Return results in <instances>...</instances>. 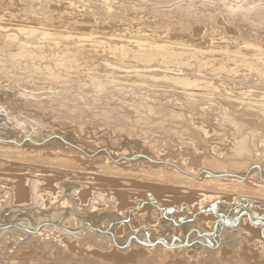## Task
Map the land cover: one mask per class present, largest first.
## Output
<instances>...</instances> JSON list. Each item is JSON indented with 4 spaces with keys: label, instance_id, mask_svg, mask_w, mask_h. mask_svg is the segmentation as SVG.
<instances>
[{
    "label": "rangeland",
    "instance_id": "1",
    "mask_svg": "<svg viewBox=\"0 0 264 264\" xmlns=\"http://www.w3.org/2000/svg\"><path fill=\"white\" fill-rule=\"evenodd\" d=\"M8 1H9V3H11L10 5H8V2H5L6 4H4V3L0 4V26H9V25H17L18 24V26L23 27V28L25 27L27 29H29V28L31 29L33 27L32 29L33 30L35 29L34 30L35 32L34 31H31L28 34L29 35L32 34V37H34V39H36V37H38L39 39L37 38L36 40H34L29 35L27 37L25 36L26 39L25 38L24 39L25 40H29V37H30L32 40L35 41L34 43H36V46H37V42L38 41H40V42L42 41L41 44L38 43V45L40 44V46H41L43 43H45L46 45H42L41 47L43 49L41 48L39 50V52L36 53V55L39 54V53L42 55L44 53V55H43L44 56V59H43V56L42 57H38V55L36 56V55H34L32 53H31L32 56L30 57V55H31L30 53L29 54L27 53L25 55L24 54L25 52H20V51H18V50L15 49V51L20 52V54L22 53L25 58L26 57L28 58V59L26 58L27 59V62H26V60L24 59V57L22 55H19L18 56V58L22 57L21 58L22 61L25 60V61H23V63L26 62L24 64L22 63V61H20L21 64L18 63V60H21V59H18L17 58L18 59L17 61H14V60H16V58L15 59L13 58L14 60L12 58L10 59V56H11L10 54H12V52H14V51H12L13 50L12 48H10L9 46H7L5 44H4L5 46H3V45L1 46L0 52H2V53H0V57L2 56V58H0V65H2L1 63H3L2 66H4V67H2V66H0V67H2L4 69L1 68L2 72H0V99H1L0 100V112H1L0 113V131L6 133V136H3L2 135L4 138L5 137H8V136L10 138H12V133L14 131H16V132H14L16 135L19 134V136H18L19 138L21 136L22 137L24 136V138H23L24 141L22 140V143L19 144V143L13 142L16 145H21V144L27 142V143H30V144L35 145V146L47 147L49 144L52 143V141L58 140V141H61L62 143L64 142V144H66L67 146L71 147L72 149H74V150L76 149V152L78 153L77 155L71 154V153H70L71 155L68 154L73 159H71L68 156H65V158L71 159L72 162L75 161L74 162L75 164L76 163L79 164L78 167H80V168H77L76 169L78 171H76L75 169H73V171H72L71 169H67V168H65V169H63V168H56V170H49V171H54L55 174L63 175L68 170L67 173H69V172H77L79 174L80 178H85V177H91V178H93V177H95L94 178V183H93L95 186H94V189L93 190L95 192H97V191L99 192L102 189L101 190L102 193H106V194L109 193L110 194V193H112L114 191L115 187L113 186L112 187L113 189L111 188L112 185H110L107 182V180H105L106 178H103L104 175H103L102 171L100 170L102 163L105 164V161H107L106 158H104L105 157L104 155H105V152L106 151H111L113 149L112 151H114V153H118V154H121L124 151L126 152L127 155L128 154L130 155L131 153H133V155L132 156L130 155L129 158H123V157H121L118 160H116L115 163L116 162L119 163L118 165H119V168L120 169L122 168L125 171H127V170L129 171L130 170V172L132 171L131 173L134 172L133 173L134 175H135V173H138L139 171H141V174L143 173V171L144 172H147V173L148 172H152L153 170L157 169L158 167H161V165H162V167L163 166H166V167H168L167 169H170L169 167L172 166V165L170 166V163L172 161H173L172 163H175L177 160L178 161H181V159H184L186 156L184 157L183 152L186 151V149H189L190 148V146H188V144H189L188 141H185V142L181 143L180 145L174 146V145H176V143L173 142L174 141V139H173L174 137L172 136V133H167V128H168V125L169 124L166 123L167 122L166 120H164V122H162L164 124L162 130H157V128H158L157 126H156V128H154L153 125H150L152 123L151 121L150 122L149 121L148 122L145 121V120H148V119H147V116L143 114L144 111H146V110H144L145 107L143 108L142 106H146V104H148V106H149L150 104H152V105H150L151 108H152V107L155 106V101L157 99H158L157 101L160 102V103H157L156 106L153 108V109H156V111L154 110L155 113L161 111L160 104L162 105V108L163 109H169L170 110V108L172 106H174V104L176 103V101H178L177 103H180L181 104L182 100H184V103L183 102L182 103L185 104V105L179 106V104L176 103L177 108L174 107V108H171V110L172 109L173 110H176V111H179L180 110V118L181 119H184V120L187 119L188 121L194 123L197 126H199L201 122L202 123L203 122H207L208 125L206 123H204V124L208 127L207 129L210 130V134L212 136H215V137L219 138V139L222 138L224 140V142L226 141V139H225L226 137H229V138L231 137V134H235L237 137H241L239 134H237L234 131V126L236 124L247 125L248 122L250 120H252V119H256V118H262V119H264V108H261L260 111H258V110H249V109H245V108H241V107H234V108L224 107V108H222L220 110H216L215 106H212V105H210L209 107L206 104H198V103H190V105H189L188 104L189 102H188L187 98L185 100V97L186 96L184 97L180 93H179L180 94L179 95L178 94V91L177 92L175 91V94H174L173 93L174 91L171 90V89H174V88L171 85L166 84V83H170V84L171 83H174L173 80H170V75L169 74L168 75H165L164 73H161L160 74L159 72L155 71V69L152 68V67H149L150 69L152 68L151 69L152 71L148 70V67H146V68L144 67L147 71L146 70H142L143 67L140 66L142 69L140 67H138V68L137 67H134V66L132 67V65H130L129 63H128V65L130 67L128 66V70H126V71L124 69L125 66L122 67L124 64L122 66H120V67H122L124 69V71L126 73V74H123L122 73V77L119 78V80L120 79H123L122 81H120L121 82L120 85H118L119 84L118 82H116L117 84L116 83L113 84V85L110 84L114 88L113 89L111 86H109V84L105 83V85L107 84L110 87L111 90L113 89V91L116 90L115 87H118L119 86L117 88L118 91L116 90L117 93L115 91L114 92L111 91L110 89H107L110 92H108L107 90L104 91V89L107 86L104 87V89H103L104 92H106V91L108 92V93H106L107 95H104V92L103 93L101 92L102 90L100 91V93L103 94V95H101L99 93L100 96L97 95L98 92L96 94L95 91H94L96 89H94V86H93V83H92L91 80H92V76L94 74H96V71H98V69L96 71L93 70L92 69L93 66H95V69H96L97 66L100 69L103 65H106L105 63L108 64V62H110V65H108L106 67L103 66L105 68V69L103 68V70L105 72L112 71L113 73L115 72L116 74H118L117 71L124 72L122 68H120V67H117V68L114 67V66H116V64H114V63L111 64L112 63L111 62V59H110V61H105L106 57L112 58L114 56H120L121 55V52L120 51H115L114 52L112 49H110V48H115L114 45L120 46L118 43L123 44V45L127 44V41H129V42L132 41L134 43L135 41H137L138 38L139 39L141 37L142 38H145V37H143L144 34L147 33V35H151V34H154L156 32V35L153 36L154 38L156 37V39L153 40V37H149L148 39L146 38V40H148L147 42H149L151 40L150 43L156 42L157 44H160L162 42L165 43V41L166 42H170L171 41L172 43H175V42H177V43H184L185 42V44H190V45H192L194 47H196V45L197 46H200V47L204 46L205 44H202L204 42V40L202 41V39H200L201 38V35L204 34V33H208V32H210L209 33L210 36L213 33L215 35L217 33V35H218V33H220V32H216V33L214 32V31H219V30H217L218 28L216 26H219V25L221 26L222 25L221 22L223 23L225 21L224 20L225 17H223L224 18L223 19L222 18V15H218L217 14V13H219V11L217 13H213L212 14L213 16H210L211 12H209L210 10H213V8H214L213 6H215V9H216L217 8L216 6H219L222 3V1H217V2H212V1H207V0H106V1L105 0H98V1L97 0H93V1L92 0H61V1L60 0H58V1L57 0H26V1H24V3L26 4V6L29 8V9H27L24 6V9L26 11H28V13H29L28 15L31 16V14H32L31 17L35 16L34 14H36V12L37 13L43 12L44 15H47V14L51 13L48 16H49L50 20H52V23H50V24L45 23L47 26H43V25L42 26L41 25H38L37 26V24H36L37 22L34 23L32 18L26 19L24 23L21 22V21L12 19V17L10 19L9 17L12 14L14 16L17 15V17H19V15H21V12H18V10H20V6H23V5L18 4L15 7L14 5H12L13 4L12 3V0L11 1L8 0ZM104 1L106 3H109V5H111L110 6V9L112 10V12L114 11L112 17H110V18H106L108 16L107 15H104V13H105L104 11L106 10L105 8H109L108 5H105ZM51 2H53V3H51ZM67 3H72L74 5L72 7H73V9H75L74 12L77 15V17L75 16L71 20H70V16H68L66 14L67 12H69V10H67L68 9L67 8ZM119 3H120V5H119ZM189 4H191L192 6H190ZM208 4H210V5H208ZM205 5L208 6V8H210L211 6L213 8L211 7L210 9H207L205 7ZM180 6H181V9H179ZM182 6L184 7V10H182L183 9ZM203 6L206 9H204ZM221 7L222 6H220V8ZM34 8L36 10H37V8L38 9H41L42 11H35ZM189 8H190V11L188 10V12H187L186 10L189 9ZM177 10H179V11L177 12ZM180 10H181V15H183V16H181V15L179 16ZM77 11H81V12H77ZM183 11H185V12H183ZM91 12H92V14H88V13H91ZM192 12H194V13H192ZM114 13H116V14H114ZM188 13H191L190 18H188L189 15L186 16V14H188ZM193 14L195 15V18L196 17L198 18L197 21H196L197 18L195 20L193 19V17H194ZM1 16H2L3 19H5V18H7V19L3 20V19H1ZM216 16H218V17H216ZM165 17H167V18L169 17L171 19L174 18V17H175L174 19H176V17H179V18L176 19V20H180V22L178 23L179 25H184V19L187 22H189V21H191L192 23L195 22L192 25V28L193 29L191 28V30L193 32L191 31L192 32L191 34H190V32L189 33L182 32V31H180L182 28L179 26V29L181 28L179 30L177 28L178 25H176V24H175L174 28H173V25L172 24H170V25L169 24L168 25L167 24H164L165 27H163V25L162 26H158V28L160 27L159 30H157L158 28H155L154 30H153V28H150L149 29V26L154 27V25H153L154 23L153 22H157L159 20H165L164 19ZM214 17H215L216 21L214 20ZM23 18H25V17H23ZM112 18H114L116 20L114 21V19H112ZM180 18H182V19H180ZM187 18H188V20H187ZM203 19H205V21H204L205 23L204 24H203ZM262 19H264V16L262 17ZM27 20H28V22H27ZM110 20H112V23H111ZM211 20H214L215 21V24H212L213 21H211ZM222 20H224V21H222ZM73 21L79 22L82 26H79L78 24H76L74 26L75 27L74 28L73 25H71V23ZM18 22H20V23H18ZM225 23H226V21H225ZM207 24H208V26H206ZM91 25H92V27H91ZM171 25H172V27H171ZM253 25L256 28H258L260 30V32L263 33V30H264V20L262 22H260V24H259L258 21L253 22ZM28 26H30V27H28ZM48 26H50V27H48ZM195 26H196V29L195 30H198V31H194ZM41 27H43V28L41 29ZM161 27H162V29H161ZM205 27H207V28H205ZM211 27H212V29H211ZM262 27H263V29H261ZM164 28H166V29H164ZM170 28H173L174 31H173V29L171 30ZM198 28H200V29H198ZM36 29H38V31H40V32L36 31ZM43 29L48 30L47 31V34L48 33L49 34L46 35V37H45V35H42L41 34L42 31H43ZM137 29H141L143 32H141V31H139ZM245 30H246V28H245ZM166 31H168V32L172 31L171 32L172 34L171 33H170V35L168 34V38H158L157 39V35H160L162 37L163 35H161V34H163V32H166ZM211 31H213V32L211 33ZM37 32H38V34H37ZM138 32H140V33H138ZM50 33H52V34H50ZM53 33H54V35H53ZM60 33L62 35H64V37H61L62 35H58ZM91 33H93V34H91ZM98 33H101V34L98 35ZM253 33H254V31H253ZM34 34H37L38 36L37 35H34ZM51 35H53V36H51ZM71 35L74 36V37H79V36L82 37V36H85V39H87V37L91 36L89 38L91 40H94V42H97L98 43V44L94 43V44L97 45L96 47H99L98 45H100V44L101 45H100L99 48L93 50L94 47L92 46V44H90L91 43L89 41L90 39H87V42H86V40H84L83 42H80V44L82 46H86L85 47V50H84V47H83V50H84L83 51L82 48H81L82 46H80V48H79V45H80L79 44V41H77L78 42V45H77L76 39H73L74 37L72 38ZM112 35H115L113 37V40L114 41H118V35H121L123 37L122 40L125 41L124 42L125 44L122 43V42H119V41L117 43V42H114L113 40L112 41L109 40V39H111L110 37ZM191 35L193 37H191ZM225 35L226 36L227 35H229V36L231 35L232 36V33H226ZM65 36H67V37H65ZM102 36H103V38H101ZM236 36L237 35H235L234 37H236ZM0 37H1L0 38V45H1V44H3L6 41V39H2V36H0ZM69 38H72V39H69ZM82 38H84V37H82ZM115 38H116V40H115ZM126 38H127V40H126ZM130 38H133V39H130ZM60 39H62V41H67V42H62V41L60 42ZM63 39H65V40H63ZM196 39H199V40H196ZM72 40L75 41L74 44H73V42L70 43V41H72ZM2 41H4V42L2 43ZM158 41H161V42L159 43ZM111 42H114L116 44L112 45ZM47 44H49L48 45L49 47H47ZM75 44H76V48L74 47ZM108 44H110L111 46L108 45ZM34 46H35V44H34ZM50 46H52V47L50 48ZM102 46H103V48H101ZM2 47L3 48L5 47L4 48V52L7 55V57L4 54ZM53 47L55 49H53ZM77 47L80 49V51H78V53H74V52H76V49H78ZM6 48H8V50H11V51H8V50L5 51ZM67 48L68 49L70 48L69 51H68ZM86 48L87 49H92L93 51L90 52V54H93L94 56H90L89 57L86 53H85V55H87L86 57H85V55L78 56L81 53V51L85 52L87 50ZM42 50H44V51H42ZM49 50H50V53L48 52ZM71 51H73V53L75 55L74 54L72 55V52ZM66 52L70 56V57H68L66 55V58L67 59L65 58ZM83 52H82V54H83ZM8 53H10V54H8ZM14 53H16V52H14ZM70 53H71V55H70ZM51 54H53L55 56L57 55L56 57L58 59L55 56H53V55H52L53 56L52 57ZM113 54H115V55H113ZM8 55H9V58H8ZM105 55H106V57H104ZM73 56H75V57H73ZM32 57H33V61L31 60ZM34 57L35 58L38 57L39 59L41 58V59H43L42 61L45 60L46 62L44 61L43 63L46 66L43 65V63L40 64L41 65L40 66L38 63H40L41 59L40 60H37L35 62L34 60H36V59H34ZM49 57H51L52 60H54V59L56 60L57 59L56 60L57 62L52 61ZM60 57H63L64 59L63 58H60ZM72 57H73V59H71ZM76 57H77V59H75ZM6 58H8V59H6ZM99 58H101V60H99ZM109 58H107V59H109ZM29 59L31 61H29ZM46 59L47 60L50 59V60L47 61ZM129 59L130 58H128V61H131ZM3 60H5L6 62L4 63ZM58 60L59 61L60 60L61 61L64 60L62 62V64H64L65 61H66V63H68V65H71L69 63H72V65H71L72 67L71 68H73V64L75 63L74 64L75 65L74 66L75 69H72V70L70 68L69 69H66L67 71L68 70H71L72 73H70L71 71L70 72L69 71L67 72L66 70H64L65 72H67L66 75L65 74H62L61 75V78L62 79H63V77H67V78H65V81H63V80L60 81V79H61V78H59L60 76L56 77V79L58 78V80L61 83L63 81L62 85L59 84V81L58 80L55 81L56 79L54 77H53L54 81L50 77L55 72L57 73V71H59V68L60 67L58 68V65L59 66L62 65V64H59L61 62H59ZM76 60L79 61V62H77ZM12 61H14L15 63H13ZM16 62H17V64H20L21 66L19 65V66H16L15 67L13 65L15 67V68H13L12 64L17 65ZM34 62H35V64H34ZM48 62H50L49 65L47 64ZM27 63H29V64L30 63L31 64L33 63V66L34 67L32 66L33 68H31V64L28 65ZM36 63L38 64V68H40V69L37 68ZM56 63H58V65H56ZM77 63H78V65H77ZM130 63H132V62H130ZM10 64H11V66H10ZM25 64H27L26 69L29 67L28 68V70H29L28 73H27V70H25V68H24V71H23V69L22 70L20 69L21 71L19 70V67L21 68L22 65H24L23 67H25ZM54 64L57 66L56 68H54L55 67ZM49 66H50V68H51V66L53 67V70L52 69L50 70L51 72L49 71V69H50ZM76 66H78L79 68L81 66V68L78 69V67H76ZM111 66H113V67L111 68ZM144 66H147V65H144ZM35 67L37 68L36 69L37 71L30 72ZM41 67L42 68L44 67L43 68L44 70L43 69L41 70ZM46 67L48 69H46ZM12 68H13L14 71H12ZM130 68L132 70H136L137 69L138 72L137 71H135V72L133 71L132 72V70ZM133 68H135V69H133ZM6 69H9V70L6 71ZM54 69H56L57 71L55 70V72H54ZM90 69H91V71H90ZM39 70H41V71H39ZM74 70L76 71V75H74V76L75 77L77 76L76 77L77 79H75L74 76H73ZM129 70H131V71H129ZM15 71H16V73H15ZM46 71L49 72V73H52V74H49L48 73L49 74L48 75L46 73ZM92 71L93 72L95 71V72L93 73ZM13 72L15 74H13ZM29 72H30V74L31 73H35L36 75L34 74L32 76V75L29 74ZM37 72H40V73L45 74L47 76L42 75V74L37 73ZM62 72L63 71H61V73ZM129 72L132 73V74H130ZM21 73H22V76H21ZM68 73L69 74H72V76H73L72 79H69L71 77L69 76ZM79 73H80L81 76L79 75ZM144 73H146L145 74V77L146 76L147 77L148 76L150 77L151 75L152 76H159V77L164 76L167 79L163 83H159V82L156 83V82H153V81H151V80L148 79V80H144L143 81L144 83H142V85H141V82L140 81H135V84H137V85H135V88L134 87H131V86H127V85H124V86L122 85V84H125L126 82H129V81L130 82H132V81L134 82V80H136V78H137L136 75L137 76H139V75L140 76H143ZM11 74H13L15 76L18 75L19 78L17 76H16V78H14L15 76H13V75H12V77H10ZM25 74H27V75L29 74L28 76H29V78L31 80H29L30 82L28 80L27 81L30 84L25 80L26 78H28V76L26 77ZM67 74H68V76H67ZM40 75H41V77H40ZM31 76L33 78H31ZM43 76H45V78L42 80ZM48 76H49V78H48ZM85 76H88V77H86V79H85ZM20 77H22V78H20ZM23 77H25V79H23ZM124 77H126V78H124ZM87 78H89V79L91 78V80H90L91 82L87 81V80H89ZM130 78H131V80H130ZM12 79H14V80L11 81ZM15 79H19V80H15ZM66 79L68 81L67 83H66ZM83 79H85L84 81L86 83H84ZM117 79L118 78H116V80H114V81H117ZM139 79H140V77H139ZM20 80H23V82H25V83H23ZM124 80H127V81L124 82ZM141 80H143V79H141ZM12 82H14V83H12ZM20 82H22L24 84V86ZM87 82H89V85H88ZM104 82H107L106 79H104ZM145 82L147 83V85H149V88L151 90L150 89L147 90L148 88L146 89L147 86H146V83ZM150 82H151V84H150ZM91 83H92V86H90ZM108 83H111V82H108ZM86 84H87V86H86ZM144 84H145L146 87L144 86ZM131 85H133V84H131ZM138 85H140V86H138ZM162 85H164V86H162ZM167 85H169V86H167ZM125 86L128 87V89L126 88V92H123V89L125 88ZM142 86H144V89L147 90V91H144L146 94H148L147 92H149V91L151 92V93L149 92L150 100H149V97L146 100L147 103L146 102H143V99H142V98L146 99V97H147V95L143 92L144 89L142 90ZM150 86L151 87L154 86L153 88L155 90L152 91L153 88H151ZM91 87H93V88H91ZM121 87H123V88H121ZM136 87L137 88H140L141 87V89L139 90L140 92H137V91L135 92L134 91L135 89L138 90ZM131 88H134V89H132L134 92L132 90L129 91V89H131ZM91 89H93V91ZM158 89L162 90V94L161 95H160L161 92ZM169 90L172 91V93ZM96 91H98V90H96ZM131 91H132V93H131ZM163 91H165L166 94L163 93ZM168 91H169V94H171V95L168 94ZM93 92L95 93V98H93L94 97ZM140 93L141 94L144 93L146 95V97H144L145 96L144 94L141 95ZM133 94L134 95L138 94V95H136L138 98L136 96L134 97ZM151 94H153L155 97H153ZM157 94H159V95H157ZM172 94H173L174 97L176 95L179 96V97L176 96L178 99H175L173 101V102H175L173 105L169 103V101L171 102V100H173V98H174L172 96ZM168 95L170 96V98L171 97L172 98L170 99L168 97L169 99H167L168 100L167 101L166 100V97ZM48 96H50V97H48ZM161 96H165V97H161ZM156 97H157V99H156ZM158 97L160 99L162 98L163 100L161 99L159 101V98ZM179 98L181 100H179ZM37 99H39V100H37ZM92 99H94V101L96 102L95 104H92L91 103V101H93ZM151 99L152 100L153 99L154 100L156 99L155 101L153 100L154 104H153V102H152ZM58 100H59V102H58ZM38 101H40V102H38ZM94 101H93V103H94ZM37 102H38V104H37ZM140 102H142L143 105ZM162 102H163V104H162ZM59 103H60V105H57ZM144 103H146V104H144ZM35 104H37V105H35ZM158 104H159V107L160 108L157 107ZM169 104L172 105V106L170 107ZM32 105H35V106H32ZM63 105L66 106V107L69 106L68 109L65 108L66 111H65ZM137 105L138 106H141L142 105L139 109L141 110V108H142V110H144L143 112L142 111L141 112H142V115L146 117V119L142 115L141 116L139 115V116L144 120V122L146 124L149 123V125H147V127H146V124H145V127L146 128L145 127H141L142 125L136 126L137 128H135V126H132L131 125V124H133L132 123V119H133V122L135 121V119H134L135 117L134 116H137L138 115V112L137 111H140V110H138V106ZM39 106L40 107L43 106V107L40 108ZM148 106H146V109L148 108ZM36 107H37V109H36ZM73 107H74V109H73L74 111H76L75 110L76 107L77 108H81L80 111H81L82 114L84 113L83 116H82L84 120L82 119V117H80L79 120L76 117H72L74 115L73 114V111H72V108ZM132 107H133V109H132ZM178 107L180 109H178ZM16 108H18V109H16ZM60 108H61V112L58 111ZM151 108H150V110L152 111L153 109H151ZM212 108H214V109H212ZM21 109H23V110H21ZM159 109H160V111H159ZM147 110H149V109H147ZM52 111L54 113L57 112L58 115H57V113H55V116H54V113H52ZM65 112H67V113H65ZM132 112H133L134 116H133ZM61 113H62L63 117H62ZM135 114H137V115H135ZM145 114H147L148 116L150 115V113L148 114V111L145 112ZM189 114H192L193 116L192 115L191 116L193 118H187L186 115H189ZM152 116H150V120L152 119L151 118ZM166 116H169L171 118H175V117H173L172 115H170L168 113L166 114ZM154 117H153L152 121L153 120L156 121L157 118L156 117L154 118ZM127 119L129 121H127ZM185 123L188 124L186 121H185ZM143 126H144V123H143ZM148 126H150V128L151 127H153V128H151V130H149L150 128ZM202 128H204V127H202ZM135 129H137V130H135ZM144 129L146 131L148 130L147 133H146V131H144ZM262 129H264V128H262ZM141 130H143L144 132L143 131L141 132ZM149 131H151V132H149ZM28 133H29V135H28ZM138 133H139V135H138ZM143 133H146V134H143ZM159 133H162V135L159 134ZM163 133H165V134L167 133L168 135L166 134V136H163V135H165ZM2 136L0 134V137H2ZM165 137H167L168 140ZM181 137L182 138H185V140L187 138H189L185 134H183ZM137 138H138V140H137ZM32 139L38 140V141L37 142L36 141L34 142V140H32ZM200 139L203 140L204 139V136L200 137ZM140 140H141L142 143L139 142ZM150 140H152V141H150ZM149 141L150 142H153V144H150ZM158 143H159V145H158ZM210 143L222 144L223 141H211ZM141 144L144 147L141 146ZM170 144H172V146ZM147 145H149V146H147ZM151 145L152 146L154 145V146L152 147ZM77 146L82 147V148L86 149L87 151L90 150V152H93V153L88 154V153H86L84 151V149L82 150V149H80ZM157 146L158 147L161 146L160 149H158ZM110 148H111V150H110ZM155 149L158 150V151L160 150V151L158 152ZM46 150H50V148H48ZM147 150H149V152ZM136 151H140L141 154H138V152H136ZM79 152L85 154L86 156L83 157V158L82 157H79V155H80ZM101 153H102V156L103 157L100 156ZM149 153H150V156L152 154H154L153 156L155 158L152 156L153 159H155L157 161H160L161 160V162H156V161L151 160L150 158H148L147 156H149ZM157 153H158V155H157ZM180 153H182L181 155H183V158H181L182 156L180 155ZM48 156H51V155H48ZM158 156H159V160H158ZM156 157H157V159H156ZM97 159H99L100 161L99 160L97 161ZM143 159H144V161H141ZM163 159H166V161L169 160V162L166 165H164L163 164V161H164ZM145 160H147V162H151V163L154 162V164L153 165L150 164V163L147 164V162ZM123 161H129V163H128L129 166L126 165L127 163L126 162H123ZM136 161H138L139 163L136 162ZM178 161L176 162V164H179ZM133 162H136V163H133ZM137 163H138L139 166L137 165ZM168 164H169V166H168ZM31 165L33 166V164H31ZM107 165H110V164L107 163ZM148 167H150L152 169H150ZM61 170L63 172L65 171V172L62 173ZM135 170H137V171H135ZM57 171L60 172V173H58ZM95 173H97V174H95ZM82 174H83V176H82ZM85 174H87V175H85ZM141 174L139 173L138 176L136 175L137 177H135V179H133V178L132 179H128L129 182L131 180V182L129 184L130 186L128 187L130 189V191H131L130 192V196H129L130 197L129 198L130 200H127V201H129V203H131V204H129L130 206H127L126 205L124 208L118 209V211H117L118 206H116V212H113L114 210L113 211H108L110 208L106 207L107 210L104 211V212L101 211L100 214H99V212H95V214H94L91 209L89 210V212L86 211V213L85 212L83 213L82 211H83L84 207H88L89 206L86 203H88V200L91 199L90 196L92 197V192H94L93 190H91V195H89L85 199V201L82 200V202L80 204L74 206V208L71 209V210L74 211V213L73 212H70L71 215L68 213V214H66V215H64L62 217L60 216L61 218L60 217H58V218H56V217L52 218L50 215H47L46 216V214H48L47 211L44 210V209L42 211V208L41 207L38 208L39 210L37 208H34V207H33L34 210H33V208H31L32 209V212H31V209L30 208L27 209L26 210L27 212H28V210H30L28 212V214H27V212L26 213L22 212L23 214L22 213L19 214V213L15 212V211H14L15 212L14 213L13 211L6 210V209H5V212H3L4 210L0 211V214L2 212L1 215L3 216L2 217L0 215V217L1 218H5V219H3V221H1L2 219H0V221H1L0 222V228L2 226L3 227L6 226V228L0 229V239H1L0 240V264H2V263H4V264L6 263L7 264V263L12 262V261L18 262V264H21L24 261H27L29 264H253V262H252L253 259L249 257L250 255H247L248 250L244 251V250H242L241 247L242 246L243 247L248 246L246 244V240L249 239V235L251 236V234H252V232H251L252 230H250V228H251V226H252V228L255 226L253 224V222H252V224H250L251 223L250 221H253V220L255 221V219H249V220H247V217H246L245 212L243 210H233L232 209V210H228V212H225V211H223V209H221L219 211L221 213H224L225 214V217H219V218H217L214 221L217 224H215L212 221H210L211 223L214 224L215 227L213 225L210 226V224H208L210 219L206 220L204 218V220H201V218H200V219L196 220L197 219L196 216L193 219H190V218L188 219L191 222V224H190V222H188V220L184 219L183 218V215H181V214H180L181 216L180 215H177V218H176V214H178V212L176 211V208L178 206H181L182 203L185 202L184 200L182 201L181 199H179L183 195H179L180 197L179 196L176 197V196H174V194L171 195L170 193H164L165 195L164 194H162V195L161 194H157V196H155L154 195V194H156L155 192L153 193V191L151 192L150 189H147V188H144L143 187L145 183L144 182L142 183L139 180L140 177H142ZM12 175H13V173H12ZM95 175H98V176L99 175H102V177H99L98 178V176H95ZM96 177L98 178V181L95 180V179H97ZM55 183L56 182H54L52 184L55 185ZM97 183H99L98 185H100V186H98ZM102 184H103V186H102ZM106 184H108V186ZM70 187H71V185L67 188L68 191L71 190L72 188H75V186L73 187V185H72V188H70ZM116 189H119V188H116ZM76 190H78V189H76ZM107 190L110 191V192H108ZM59 191H60V193L58 194V196H61L62 198L64 197V200L65 199L66 200H69V199H72V198L73 199H76L75 192L73 194V197L70 198V196H72V195H69V192H67L66 190H65V193H68L67 195L64 193V190L61 189ZM148 194H150L151 196L148 195ZM167 195L169 197H167ZM65 196L67 198H65ZM104 197H102V198H104ZM151 197L155 201V202L153 201L154 203L152 201H149L150 199H152ZM177 200H181V201H177ZM148 201H149V204L147 203ZM133 202L135 203V205L137 204V206H135L133 204ZM137 202L139 203V205H138ZM83 203H84V206H82ZM118 204H119V202L117 201L115 203V205H118ZM154 204H156V205H154ZM159 204H161V205H159ZM101 205H102V203H101ZM151 205L152 206L154 205L156 208L154 206L151 207ZM157 205H158L159 208H157ZM71 206H72V204H71ZM77 206H79V207L81 206V208L79 209ZM147 207H149V208H147ZM98 208H101V210H102L103 206H101V207L99 206ZM160 209H161L162 212L160 211ZM205 209H209V208H205ZM119 210H120V212H119ZM123 210L125 212H123ZM34 211H36V212H34ZM76 211H78V212L75 213ZM121 211H122V213H121ZM214 211H216V210H214ZM8 212H10V213H8ZM33 212H34V214H29V213H33ZM105 212H107V213H105ZM202 212L204 213L203 210L202 211L200 210L199 211V214H203ZM207 212L209 213L210 211H207ZM207 212H206V214H207ZM220 212H218V210H217L216 213H220ZM13 213L16 215V217L17 216L18 217L17 218L16 217L14 218L15 215ZM120 213H121L122 217H120ZM180 213H183V212H180ZM24 214H25V216H23ZM44 214H45L46 217H44ZM142 214H144V215H142ZM158 214H161V215H158ZM173 214H174V217H173ZM238 214H240L239 217H238ZM33 216H35V217L42 216L44 218L42 219V217H41L42 220H39L38 221ZM189 216H192V215H189ZM8 218H10V220ZM24 218H26V219H24ZM55 218L57 220H54ZM149 218H150V222H152V223L146 224L148 222L147 220H149ZM45 219H46V221H45ZM36 220L38 222H41V223H38ZM192 220H194V222ZM246 220L249 221V223H246L247 222ZM143 221L146 222L145 223L146 225L143 224L144 223ZM195 221H197V223ZM243 221H244V223H243ZM2 222H3V225L1 224ZM4 222L5 223L7 222L5 224V226H4ZM10 223H12V224H10ZM187 223H188V226L189 227L188 226H185V225H187ZM7 224L9 225L8 227H7ZM31 224H32L33 228H35V229L32 228ZM197 224H198V226H197ZM45 225H46V227H45ZM148 225L151 226V227H154L156 225V227L152 228V230L153 229H156L154 233H153V231L151 230L150 227H149V231L148 232L146 231L147 228H148ZM12 226H13V228H12ZM58 226L60 227V229L57 230V227ZM132 226H133V228H132ZM190 226H192V227H190ZM38 227H40V228H38ZM55 227H56V229H55ZM117 227H119V228H117ZM23 229H24V232L26 230V233L25 234H23L24 233L23 232ZM244 229H245V231L247 233L250 232L251 234L248 235L244 231ZM237 230H239V231H237ZM186 232H187V234H186ZM243 232H244V234H243ZM4 233H5V236H4ZM37 233H42L43 234V236H39V238L41 237L39 240L37 239L38 237L36 239L33 238V236H35V234H37ZM150 233H151V235H150ZM241 233H242V235H240ZM25 235H27L28 237L27 236L25 237ZM238 235H239V237H238ZM245 235H246V237H245ZM2 236L4 238H6V239L4 240V238ZM34 239H35V241H34L35 243L33 242ZM14 240H15L16 243L14 242ZM253 240H255V238ZM31 241H32V243H31ZM6 242L8 243L7 246H6ZM27 243H29L28 244L29 246L27 245ZM46 243H49V244H46ZM53 243H54V245H53ZM23 244H24V246H22ZM40 244L42 245V247H40ZM228 244L230 245V247H229ZM14 245H15L16 248L14 247ZM45 245L46 246L49 245V247L48 246L46 247ZM55 246H57V248ZM89 246H91L92 248L89 247ZM186 246H187V248H186ZM18 247L19 248L20 247L21 248L24 247V248L23 249H19ZM46 248H47V250H46ZM232 248H234L232 250L233 252L231 251ZM62 249L64 251H62ZM18 250H19V253H20L19 254V257L16 254V253H18ZM173 250H174V252H173ZM175 250L176 251H179L180 253H175ZM186 250H187V252H186ZM194 250H196V251H194ZM215 250H216V252H215ZM49 251H50V253L48 255V252ZM162 251H165V253H163ZM184 251H185V253H184ZM44 252H45V255H44ZM114 252L116 253V255H115ZM166 252H168L169 255L166 254ZM169 252H171V253H169ZM209 252L211 254L213 253L212 257H214V258L216 257L217 259L215 258L214 262L209 261V263H204L203 262V257L204 256L211 255ZM224 252L227 254L225 257H224ZM245 252H247V253H245ZM61 253H62V255H61ZM110 254L111 255L114 254L115 255V256L113 255L114 258L111 257ZM164 254H165V256H164ZM172 254H179V255H178V257H174ZM135 255H137V256H135ZM166 255L168 257H166ZM117 256H119V258ZM192 258H194V259H192ZM245 258H247L248 260H246ZM219 259H220V261H219ZM223 259H225V260H223ZM239 259H240V262H238ZM41 260H42V262H41ZM212 261H213V259H212Z\"/></svg>",
    "mask_w": 264,
    "mask_h": 264
},
{
    "label": "bare ground",
    "instance_id": "2",
    "mask_svg": "<svg viewBox=\"0 0 264 264\" xmlns=\"http://www.w3.org/2000/svg\"><path fill=\"white\" fill-rule=\"evenodd\" d=\"M11 1V0H10ZM24 1L26 0H12V5H14L15 7L18 5V4H21L23 6H20V10H18V12H21V15H19V17H17V15H11L9 18L11 19H15V20H18V21H21V22H25L26 19H29V18H32L33 19V22H37V26L38 25H43V26H47L45 23L47 24H50L52 23V20H50L49 18V14L47 15H44L43 12H40V13H37L34 14L35 16L31 17L30 15H28V11H26L24 9V6L29 9L26 4L24 3ZM58 1V0H57ZM61 1V0H60ZM59 1V2H60ZM93 1V0H92ZM98 1V0H97ZM106 1V0H105ZM105 3V5H108L109 8H105L104 10V15H107L108 17L106 18H110L112 17L113 15V12L112 10L110 9V6L109 3ZM207 1H212V2H217V1H222V3L219 5V6H216L217 8L215 9V6H211L213 8V10H210L209 12H211L210 16H213L212 14L213 13H217L219 11V13H217L218 15H222V18L225 17V21L223 23L221 22V24L223 25H219V26H216L217 30L219 31H214L215 33L216 32H220L216 33V35L213 33L211 34V36L209 35L210 32L208 33H204L201 35V38L202 41L204 40V42L202 44H205L204 46L200 47V46H197L194 47L190 44H185L184 43H172L170 40V42H166L165 43H160L161 41H158L160 44H157L156 42H151V40L149 42H147L148 40H146V38L148 39L149 37H153L154 35H156V32L154 34H151V35H147L144 34L143 37L145 38H138L137 41H135L134 43L131 41H127V44H125L122 39L123 37L121 35H118V41L119 42H122L124 43L125 45L123 44H120L118 43V41H114L113 40V37L115 35H112L109 39V40H113L114 42H117L120 46L118 45H114L116 43L114 42H111L112 45H114L115 48H110L112 49L114 52L115 51H120L121 52V55L120 56H114L112 58H109V57H106V55L104 57L109 58V59H105V61H110L111 59V64H116V66L114 67H124L125 71L128 70V63L130 65H132V67H143L142 70H146L145 68L148 67V70L152 71L151 69L154 68L155 71L159 72L160 74L161 73H164L165 75H170V80H173L174 83H166V84H169L171 85L174 89H171L173 90L174 94H175V91L177 92L178 91V94H182L184 97H185V100L187 98L188 100V104L190 105V103H198V104H206L208 107L210 105L212 106H215L216 110H220L224 107H229V108H234V107H241V108H245V109H249V110H258L260 111L261 108H264V30H263V33L260 32V30L258 28H256L254 25H253V22H256L258 21L259 24L260 22H262L264 19H262V17L264 16V0H207ZM259 1V2H258ZM5 2H8V5H10L11 3H9L8 0H0V4L4 3L6 4ZM48 2V1H47ZM73 2V1H72ZM75 2V1H74ZM50 3V2H49ZM53 3V2H51ZM55 3V2H54ZM82 3V2H81ZM80 3V4H81ZM86 3V2H85ZM118 3V2H117ZM199 3V2H198ZM48 4V3H47ZM75 4V3H74ZM53 5V4H52ZM101 5V4H100ZM120 5V3H119ZM123 5V4H122ZM190 6H192L191 4H189ZM202 5V4H201ZM210 5V4H208ZM74 6L72 3H67V10H69V12H67L66 14L68 16H70V20L72 18H74L75 16L77 17L76 13L74 12L75 9H73ZM94 6V5H93ZM107 6V7H108ZM113 6V5H112ZM189 6V7H190ZM220 6H222L220 8ZM13 7V6H12ZM183 7V6H182ZM202 7V6H201ZM205 7L207 9H210L208 8V6L205 5ZM49 8V7H48ZM92 8V7H91ZM179 8V7H178ZM187 8V7H186ZM204 8V6H203ZM204 8V9H206ZM35 9V8H34ZM50 9V8H49ZM98 9V8H97ZM181 9V6L180 8ZM197 9V8H196ZM141 10V9H140ZM173 10V9H172ZM184 10V7L183 9ZM188 10L190 11V8L187 9L186 11L188 12ZM200 10V9H199ZM35 11H42L41 9H38L37 10L35 9ZM99 11V10H98ZM134 11V10H133ZM132 11V12H133ZM143 11V10H142ZM179 10H177L178 12ZM196 11V10H195ZM34 12V11H33ZM77 12H81V11H77ZM112 12V13H111ZM136 12V11H135ZM154 12V11H153ZM185 12V11H183ZM186 12V13H187ZM208 12V13H209ZM100 13V12H99ZM176 13V12H175ZM194 13V12H192ZM196 13V12H195ZM224 13V14H223ZM8 14V13H7ZM88 14H92L91 13H88ZM87 14V15H88ZM116 14V13H114ZM183 14V13H182ZM227 14V15H226ZM74 15V16H73ZM86 15V16H87ZM94 15V14H93ZM178 15V14H177ZM181 15V10H180V13H179V16ZM185 15V14H184ZM189 15V16H188ZM3 16V15H2ZM1 16V19H3ZM80 16V15H79ZM117 16V15H116ZM115 16V17H116ZM154 16V15H153ZM183 16V15H181ZM186 16H188V18H190L191 16V13H188L186 14ZM194 16V17H193ZM193 19L195 20V15L193 14ZM25 17V18H23ZM114 17V18H115ZM119 17V16H118ZM158 17V16H157ZM185 17V16H184ZM204 17V16H203ZM218 17V16H216ZM95 18V17H94ZM105 18V17H104ZM112 18V19H114ZM175 18V17H174ZM174 18H167L165 17L164 19L165 20H159L157 22H153L152 24L154 25V27L152 26H149V29L150 28H153V30L155 28H158V26H162L165 27L164 24H172L173 25V28L176 25H178V29H179V26L183 29H179L180 31L182 32H185V33H189L190 34L193 32L191 30L192 28V25L195 23H192L191 21L187 22L185 21L184 19V25H179L178 23L180 22V20H176L177 18L179 17H176V19ZM187 18V20H188ZM205 18V17H204ZM209 18V17H208ZM213 18V17H212ZM220 18V17H219ZM7 19V18H5ZM3 19V20H5ZM93 19V18H92ZM182 19V18H180ZM69 20V21H70ZM106 20V19H105ZM109 20V19H108ZM116 19H114L115 21ZM193 20V21H194ZM198 20V18L196 19V21ZM207 20V19H206ZM214 20L216 21L215 17H214ZM214 20H211L213 21L212 24H215V21ZM7 21V20H6ZM13 21V20H12ZM30 21V20H29ZM111 23H112V20H110ZM205 19H203V24L205 23L204 22ZM15 22V21H14ZM28 22V20H27ZM99 22V21H98ZM118 22V21H117ZM207 22V21H206ZM218 22V21H217ZM13 23V22H12ZM20 23V22H18ZM88 23V22H87ZM96 23V22H95ZM209 23V22H208ZM26 24V23H25ZM78 24L79 26H82L79 22L77 21H73L71 23V25H73V27ZM99 24V23H98ZM105 24V23H104ZM141 24V23H140ZM218 24V23H217ZM22 25V24H21ZM128 25V24H127ZM157 25V26H156ZM171 25V27H172ZM31 26V25H30ZM28 26V27H30ZM208 26V24L206 25ZM211 26V25H210ZM40 27V26H39ZM50 27V26H48ZM57 27V26H56ZM90 27V26H89ZM92 27V25H91ZM33 28V27H32ZM27 29V28H23V27H20L17 25H9V26H0V36H2V39H6V41H2L3 44L0 45V49H1V46H9L10 48H12L14 52H12V54H10V59L12 58H16V60L14 61H17L18 59H21L22 57L18 58L19 55H22L23 54L20 52H25L24 54L26 55L27 53L29 54H34L36 55V53L39 52V50L42 48L41 46L42 45H46L45 43H43L41 46V42L40 41H36L37 42V46H36V43H34L38 37H36V39H34V37H32V34H28L30 33L31 31H34L33 29ZM35 28V27H34ZM43 27H41L42 29ZM46 28V27H45ZM53 28V27H52ZM75 28V27H74ZM173 28H170L171 30ZM207 28V27H205ZM215 28V27H214ZM213 28V29H214ZM246 28V30H245ZM40 29V30H41ZM51 29V28H50ZM59 29V28H58ZM160 27L157 29L159 30ZM162 29V27H161ZM166 29V28H164ZM169 29V30H170ZM193 29V28H192ZM196 29V26L194 28V31H198V30H195ZM200 29V28H198ZM212 29V27H211ZM263 29V27L261 28ZM65 30V29H64ZM141 32H143L141 29H137ZM152 30V29H151ZM152 30V31H153ZM168 30V29H167ZM36 31H38V29H36ZM47 31L48 30H45L43 29L42 31V35H48L47 34ZM174 31V29H173ZM192 31V32H191ZM254 31V33H253ZM262 31V30H261ZM35 32V31H34ZM40 32V31H38ZM37 32V34H38ZM172 31L168 32H163V35L162 37L160 35H157V39L158 38H168V34L170 35ZM181 32V33H182ZM213 31H211L212 33ZM94 33V32H93ZM91 33V34H93ZM137 33V32H136ZM140 33V32H138ZM226 33H232V36L230 35H225ZM27 34V35H26ZM37 34H34V35H37ZM52 34V33H50ZM101 34V33H98V35ZM172 34V33H171ZM30 36L32 37V40L30 37H29V40H25L27 36ZM54 35V33H53ZM51 35V36H53ZM58 35H62L61 33L58 34ZM90 35V34H89ZM95 35V34H94ZM93 35V36H94ZM138 35V34H137ZM141 35V34H140ZM235 35H237L236 37H234ZM26 36V37H25ZM38 36V35H37ZM40 36V35H39ZM68 36V35H67ZM65 36V37H67ZM195 36V35H194ZM44 37V36H43ZM61 37H64V35H62ZM70 37V36H69ZM71 37L73 38L74 36L71 35ZM84 37V38H82ZM82 37H74L73 39H76V43L78 45V42L79 41V44L80 42H83L84 40H86L87 42V39H90L89 37H87V39H85V36H82ZM96 37V36H95ZM137 37V36H136ZM191 37H193L191 35ZM1 38V37H0ZM25 38V39H24ZM72 38H69V39H72ZM98 38V37H97ZM103 38V36L101 37ZM39 39V38H38ZM130 39H133V38H130ZM156 39V37L154 38L153 37V40ZM65 40V39H63ZM116 40V38H115ZM127 40V38H126ZM136 40V39H135ZM196 40H199V39H196ZM62 41V39H60V42ZM91 43H90V42ZM88 42L90 44H92V46L94 47V49H97L100 47V45H98L99 47H96L98 44L97 42H94V40H89ZM134 41V40H133ZM157 41V40H156ZM59 42V41H58ZM62 42H67V41H62ZM73 42V44L75 43V41H70V43ZM110 42V41H109ZM38 43H40L38 45ZM96 43V44H94ZM102 43V42H101ZM106 43V42H105ZM5 44V45H4ZM11 46H10V45ZM35 44V46H34ZM56 44V43H55ZM62 44V43H61ZM85 44V43H84ZM49 44H47V47ZM54 45V44H53ZM88 45V44H87ZM110 45V44H108ZM57 46V45H56ZM80 46H82L81 44L79 45V48ZM111 46V45H110ZM109 46V47H110ZM8 47V48H9ZM52 46H50L51 48ZM55 47V46H54ZM53 47V49H55ZM76 48V44L74 46ZM83 47H84V50H85V47L86 46H82V50H83ZM3 48V47H2ZM5 48V47H4ZM4 48H3V52H4ZM8 48L5 49L8 50ZM9 48V49H10ZM45 48V47H44ZM71 48V47H70ZM69 48V49H70ZM73 48V47H72ZM74 48V49H75ZM78 48V47H77ZM76 49V52L74 53H78V51H80V49ZM103 48V46L101 47ZM18 50L20 52H17L15 51ZM43 49V48H42ZM52 49V50H53ZM68 49V48H67ZM66 49V50H67ZM68 49V51H69ZM87 49V48H86ZM65 50V51H66ZM83 50V51H84ZM92 49H87L85 52L81 51V53L78 55H85V53L90 57V56H94L93 54H90V52L93 51ZM8 51H11V50H8ZM7 51V52H8ZM44 51V50H42ZM46 51V50H45ZM63 51V50H62ZM108 51V50H107ZM41 52V51H40ZM50 53V50L48 51ZM64 52V51H63ZM72 52V55L74 54L73 51ZM83 52V54H82ZM113 52V53H114ZM2 53V52H0ZM47 53V52H46ZM45 53V54H46ZM89 53V54H88ZM5 54V52H4ZM3 54V55H4ZM32 54L30 55V57L32 56ZM65 54V53H64ZM116 54V53H115ZM113 54V55H115ZM6 55V54H5ZM38 57H42L44 55V53L41 55L40 53L37 54ZM36 55V56H37ZM47 55V54H46ZM49 55V54H48ZM53 54H51L52 56ZM66 55L68 57H70L68 55V53L66 52L65 54V58H66ZM71 55V53H70ZM75 55V54H74ZM85 55V57L87 56ZM55 56V55H53ZM52 56V57H53ZM57 56V55H56ZM55 56V57H56ZM60 56V55H59ZM63 56V55H62ZM77 56V55H76ZM5 57V56H4ZM3 57V58H4ZM7 57V55H6ZM24 57V56H23ZM37 57V58H38ZM46 57V56H45ZM64 57V56H63ZM63 57H60V58H63ZM75 57V56H73ZM73 57L71 59H73ZM88 57V58H89ZM2 58V56L0 57ZM8 58H9V55H8ZM6 58V59H8ZM18 58V59H17ZM27 58V57H26ZM24 57V59L26 60L27 62V59ZM34 57V60L35 62L37 60H40L39 58L37 59ZM51 60L52 58L49 57ZM57 58V57H56ZM83 58V57H82ZM128 58H130L129 60L131 61H128ZM5 59V60H6ZM9 59V60H10ZM43 59H44V56H43ZM43 59H41L40 63H38L39 65L42 64L44 61H42ZM48 59V58H47ZM46 59V60H47ZM49 59V60H50ZM54 59V58H53ZM58 59V58H57ZM56 59V60H57ZM64 59V58H63ZM67 59V58H66ZM70 59V60H71ZM77 59V57L75 58ZM84 59V58H83ZM98 59V58H97ZM4 61V63L7 61ZM23 60V61H25ZM33 61V57L31 59ZM29 59V61H31ZM47 60V61H49ZM55 59L52 60V61H55L57 62ZM82 60V59H81ZM99 60H101V58H99ZM11 61V60H10ZM14 61H12L13 63H15ZM21 60H18V63H20ZM22 61V63H23ZM59 61V60H58ZM64 61V60H63ZM63 61H59L61 63L59 64H62ZM74 61V60H73ZM72 61V62H73ZM77 61V60H76ZM75 61V62H76ZM11 62V63H12ZM24 62V63H26ZM34 62V64H35ZM46 62V61H45ZM51 62V61H50ZM48 62L47 64L49 65ZM68 62V61H67ZM79 62V61H77ZM132 62V63H130ZM8 63V62H7ZM23 63V64H24ZM36 63L37 65V68H38V64ZM3 65V63H1ZM17 64V62H16ZM21 64V63H20ZM20 64H12V66L14 65L15 67L16 66H19ZM28 65H30L29 63H27ZM27 64H25V67H23L24 65H22V67L20 68L19 67V70L23 69L24 71V68L25 70H27V73H28V68L26 69V66ZM72 65V63H69ZM75 64V63H74ZM73 64V68H71L72 66L71 65H68V63H65L62 64L61 66L58 65V63H56V65H58V68H59V71H57L56 69H54V72L55 70L57 71V73L53 72L54 74L52 73H49L46 71V73L48 74H52V76H50L52 79L53 77L56 79V77L60 76L59 78H61V75L62 74H65L69 71H71L72 69H75V65ZM106 65H103V66H108L110 65V62L105 63ZM0 65V66H2ZM7 65V64H6ZM43 65H45L43 63ZM55 65V64H54ZM55 65L54 68H56L57 66ZM78 65V63H77ZM144 65H147V66H144ZM11 66V64H10ZM13 66V68H15ZM21 66V65H20ZM33 66V63L31 64V68ZM41 66V65H40ZM39 66V67H40ZM46 66V65H45ZM44 66V67H45ZM53 66V65H52ZM49 66V71L52 69L53 70V67ZM101 67L100 69L98 68V66L96 67L95 69V66H93V70H97L96 71V74H94L92 76V80L91 78H87L89 80V82L92 81L93 83V86H94V89L98 90H94L95 93L99 95L100 91L103 93L105 90L107 89H110L109 86H111L110 84H115L116 82H118L120 85V81H122L123 79H120L122 77V73L123 74H126L124 69L123 71L124 72H119L117 71L118 74H116L115 72L113 73L112 71H109V72H105L103 70L104 67ZM127 66V67H126ZM4 67V66H2ZM0 67V70L1 68ZM9 67V66H8ZM43 67V68H44ZM48 67V66H47ZM46 67V69H48ZM78 67V66H76ZM113 66H111L112 68ZM130 67V66H129ZM145 67V68H144ZM149 67H152L151 69ZM7 68V67H6ZM12 68V71H14ZM36 67L34 69H32V71L30 72H35L37 71ZM41 67V70L43 69ZM71 69V70H66V69ZM81 68V66H80ZM78 67V69H80ZM119 68V69H120ZM127 68V69H126ZM4 69V68H2ZM17 69V68H16ZM40 69V68H38ZM45 69V70H46ZM105 69V68H104ZM131 69V68H130ZM135 69V68H133ZM140 69V70H141ZM9 69H6V71H8ZM20 70V71H21ZM34 70V71H33ZM39 70V71H41ZM44 70V69H43ZM64 70H66L67 72H65ZM102 70V71H101ZM132 70V69H131ZM129 70V71H131ZM4 71V70H3ZM61 71H63L61 73ZM83 71V70H82ZM89 71V70H88ZM91 71V69H90ZM94 71V72H95ZM114 71V70H113ZM122 71V70H121ZM135 72L137 71L136 70H132V72ZM147 71V70H146ZM2 72V70L0 71ZM10 72V71H9ZM29 72V74H30ZM43 72V71H42ZM51 72V71H50ZM75 72V73H74ZM73 72V76L76 75V71L74 70ZM93 72V71H92ZM93 72V73H94ZM138 72V71H137ZM11 73V72H10ZM16 73V71H15ZM13 72V74H15ZM37 73H40V72H37ZM72 73V71L70 72ZM103 73V74H102ZM130 73V72H129ZM10 77H12V75ZM28 74V75H29ZM35 73H31L30 75H34ZM42 74V73H40ZM48 74V75H49ZM69 74V73H68ZM67 74V76H68ZM88 74V73H87ZM128 74V73H127ZM132 74V73H130ZM145 74L144 73V77L143 76H137L136 75V80H134V82H126L127 80H124V82H126L125 84H122L123 86L124 85H127V86H131V87H134L135 88V81H140L141 82V85L142 83H144L143 81L144 80H151L153 82H156V83H163L166 81V77L162 76V77H159V76H146L145 77ZM27 74H25V76L27 77L28 76ZM36 75V74H35ZM38 75V74H37ZM42 75H45V74H42ZM78 75V74H77ZM80 75V73H79ZM78 75V76H79ZM15 76V75H13ZM18 77V75H16ZM16 76L14 78H16ZM20 76V75H19ZM21 76H22V73H21ZM31 76V78H33ZM47 76V75H45ZM45 76H43L42 80L45 78ZM69 76L71 78L69 79H72V74H69ZM81 76V75H80ZM127 76V75H126ZM129 76V75H128ZM9 77V76H8ZM41 77V75H40ZM77 77V76H76ZM75 76L74 78L77 79ZM83 77V76H82ZM86 77L88 76H85V79ZM90 77V76H89ZM133 77V76H132ZM140 77V79H139ZM19 78V77H18ZM22 78V77H20ZM29 78V76H28ZM25 77H23V79H25L26 81L28 80H31L30 78L28 79ZM49 78V76H48ZM65 78L67 77H63V79L61 78V80L65 81ZM73 78V79H74ZM80 78V77H79ZM117 81H114L116 80ZM126 78V77H124ZM3 79V78H2ZM68 79V80H69ZM83 79V81L85 80ZM104 79H106L107 82H104ZM143 79V80H141ZM14 79H12L11 81H13ZM15 80H19V79H15ZM24 80V81H25ZM35 80V79H34ZM58 78L55 80L57 81ZM91 80V81H90ZM131 80V78H130ZM9 81V80H8ZM23 82V80H20ZM27 81V82H28ZM54 81V79H53ZM59 81V80H58ZM59 81V84L62 85V83ZM71 81V80H70ZM10 82V81H9ZM20 82V83H22ZM30 82V81H29ZM28 82V83H29ZM47 82V81H46ZM50 82V81H49ZM52 82V81H51ZM67 79H66V83H67ZM89 82L88 85H89ZM108 82H111V83H108ZM152 82V83H153ZM14 83V82H12ZM25 83V82H23ZM22 83V84H23ZM42 83V82H41ZM45 83V82H44ZM48 83V82H47ZM46 83V84H47ZM58 83V82H57ZM65 83V84H66ZM84 83H86L84 81ZM92 83L90 86H92ZM105 83L109 84V86ZM133 85H131V84ZM146 83V82H145ZM155 83V84H156ZM27 84V83H26ZM30 84V83H29ZM35 84V83H34ZM51 84V83H50ZM49 84V85H50ZM53 84V83H52ZM55 84V83H54ZM117 84V83H116ZM151 84V82H150ZM58 85V84H57ZM60 85V86H61ZM85 85V84H84ZM121 85V86H122ZM167 85V86H169ZM22 86V85H21ZM24 86V84H23ZM59 86V87H60ZM87 86V84H86ZM107 86V87H106ZM117 86V85H116ZM140 86V85H138ZM145 86V84H144ZM144 86H142V90L144 89ZM147 86V87H146ZM146 89L149 90V85H147L146 83ZM157 86V85H156ZM164 86V85H162ZM27 87V86H26ZM33 87V86H32ZM36 87V86H35ZM43 87V86H42ZM45 87V86H44ZM62 87V86H61ZM80 87V86H79ZM85 87V86H84ZM104 87H106L104 89ZM109 87V88H108ZM112 87V86H111ZM119 87V86H118ZM118 87H115L116 90ZM151 87V86H150ZM154 87V86H153ZM151 87V88H153ZM160 87V86H159ZM166 87V86H165ZM47 88V87H46ZM49 88V87H48ZM53 88V87H52ZM66 88V87H65ZM86 88V87H85ZM93 88V87H91ZM113 88V87H112ZM123 88V87H121ZM126 88L128 89V87L125 86V90L123 89V92H126ZM134 88H131L129 89L132 90ZM137 88V87H136ZM3 89V88H2ZM104 89V91H103ZM114 89V88H113ZM113 89L111 91H113ZM138 90H134L135 92H140L139 90L141 89L140 88H137ZM164 89V88H163ZM51 90V89H50ZM61 90V89H60ZM93 91V89H91ZM114 90L116 93L117 91ZM122 90V89H121ZM147 90H143L144 91H147ZM151 90V89H150ZM155 89L153 88L152 91H154ZM157 90V89H156ZM160 90V89H158ZM168 90V89H167ZM166 90V91H167ZM62 91V90H61ZM83 91V90H82ZM108 92H110L109 90H107ZM104 92V95H107L106 93L108 92ZM113 91V92H114ZM120 91V90H119ZM133 91V90H132ZM131 91V93H132ZM133 91V92H134ZM170 91V90H169ZM169 91H168V94H169ZM4 92V91H3ZM8 92V91H7ZM121 92V91H120ZM150 92V91H149ZM149 92H147L148 94H144V93H140L141 95H145L144 97H146V99L142 98L143 99V102H146L147 103V98L149 97ZM156 92V91H155ZM160 95L162 94V90H160ZM172 93V91H170ZM10 93V92H9ZM42 93V92H41ZM48 93V92H47ZM58 93V92H57ZM95 93L93 92V95L95 98ZM112 93V92H111ZM130 93V92H129ZM151 93V92H150ZM158 93V92H157ZM163 93H165V91H163ZM25 94V93H24ZM101 94V93H100ZM125 94V93H124ZM128 94V93H127ZM135 94V93H134ZM133 94V95H134ZM139 94V93H138ZM136 94V95H138ZM166 94V93H165ZM177 94V93H176ZM179 94V95H180ZM92 95V96H93ZM103 95V94H101ZM132 95V96H133ZM134 95V97L136 96ZM153 97H155L153 94H151ZM150 95V96H151ZM159 95V94H157ZM156 95V96H157ZM171 95V94H169ZM167 96L166 97V100L170 98V96ZM31 96V95H30ZM91 96V97H92ZM100 96V95H99ZM130 96V95H129ZM166 96V95H165ZM165 96H161V97H165ZM173 96V94H172ZM177 96V95H176ZM175 96V97H176ZM50 97V96H48ZM97 97V96H96ZM137 97V96H136ZM169 97V98H168ZM174 97V96H173ZM173 98V100H171V102L169 101L170 104H174L175 102H173L175 99H178L177 96L176 98ZM37 98V97H36ZM41 98V97H40ZM43 98V97H42ZM60 98V97H59ZM62 98V97H61ZM100 98V97H99ZM138 98V97H137ZM136 98V99H137ZM159 98V97H158ZM172 98V97H171ZM170 98V99H171ZM183 98V97H182ZM10 99V98H9ZM82 99V98H81ZM129 99V98H128ZM157 99V97H156ZM155 99V100H156ZM162 99V98H161ZM159 98V101L161 100ZM184 99V98H183ZM1 100V99H0ZM39 100V99H37ZM94 101V99H92ZM96 100V99H95ZM149 100H150V97H149ZM148 100V101H149ZM152 100V99H151ZM154 100V99H153ZM152 100V102H153ZM154 100V101H155ZM158 100V99H157ZM155 101V106L157 103H160L158 101ZM163 100V99H162ZM165 100V101H166ZM179 100H181L179 98ZM36 101V100H35ZM91 101L92 104H95L96 102L94 101ZM142 101V100H141ZM168 101V100H167ZM25 102V101H24ZM40 102V101H38ZM37 102V104H38ZM43 102V101H42ZM48 102V101H47ZM57 102V101H56ZM59 102V100H58ZM63 102V101H62ZM100 102V101H99ZM109 102V101H108ZM107 102V103H108ZM178 101H176L177 103ZM180 102V101H179ZM182 102L184 103V100H182ZM181 102L180 103H177L179 104V106L181 105H185ZM36 103V102H35ZM50 103V102H49ZM52 103V102H51ZM55 103V102H54ZM53 103V104H54ZM90 103V102H89ZM142 105L143 103L140 102ZM144 103V104H146ZM176 103L174 104V106L170 105L169 106L171 108H174L176 107L177 108V105ZM33 104V103H32ZM35 104V105H37ZM40 104V103H39ZM45 104V103H44ZM154 104V102H153ZM163 104V102H162ZM165 104V103H164ZM31 105V104H30ZM35 105H32V106H35ZM51 105V104H50ZM49 105V106H50ZM57 105H60L57 104ZM91 105V104H90ZM108 105V104H107ZM141 105V106H142ZM152 105V104H150ZM148 106V104H146V106H148L147 110L146 109V106H142L144 108V110H141L139 109L141 106H138V110L140 111H137L138 112V115L137 116H134L133 112V116L135 117V121L133 122V119H132V123L131 124L132 126H135V128H137L136 126H139V125H142L141 127H145V122L144 120L140 117L142 115V112L144 111V115L147 116V119L148 120H145V121H151L152 123L150 125H153L154 128H156V126L158 127L157 130H162L164 124L162 122H164V120H166L167 124L168 125V128H167V133H172V136L174 137V143H176V145L174 146H177V145H180L181 143L185 142V141H188L189 144L188 146H190L189 149H186V151L183 152L184 154V159H181V161H178L179 164H176L175 163H170V166L169 167L170 169H167L168 167L166 166H163L161 165V167H158L157 169L155 170H151L152 172H144L141 174V171H139L138 173H135V175L133 173L130 172V170L128 171H125L124 169H120L119 168V163L115 161L118 160L119 158L123 157V158H129L130 155L132 156L133 153H131L129 156L126 154V152L124 153H121V154H118V153H114V151H106L105 152V157L107 161H105V164L102 163L101 165V171L103 173V178H106L105 180H107V182L112 185L111 188L114 186L115 189L112 193H102V189L98 192H95L93 189H94V178H91V177H85V178H80L79 174L77 172H68V170L65 172V174L63 175H58V174H55L54 171H49V170H56V168H67V169H71L73 171V169H77V168H80L78 167L79 164H75L74 162H72L71 158L68 154H75L77 155L78 153L76 152V149H72L71 147L67 146L66 144H64V142L62 143L61 141H58V140H54L52 141L51 144H49L47 147H43V146H35V145H32L30 143H23L21 145H16L15 143H22V140L24 141V136L22 137H18V135H16L14 132L16 131H12V138H9L8 137H3V136H6V133L5 132H1L0 131V134L2 137H0V211L4 210L3 212H5V209L6 210H11V211H15L17 213H26L27 209H31V208H42V211L43 209L47 211L48 214L47 215H50L52 218L56 217H62L66 214H70V212H73V209L74 206L80 204L82 202V200L85 201V199L91 195V190H93L94 192H92V197L90 196L91 199L88 200V204L89 206L88 207H84L83 209V213L86 211L89 212V210L91 209L92 212L95 214V212H99V214L101 213V211H106L107 208H110L108 211H113V212H116V206H118L117 208V211L118 209H121V208H124L126 205L127 206H130L129 204V201L127 200H130L129 196H130V189L128 188L130 185V182L128 181V179H135V177H137L139 175V173L142 175V177H140V181L144 184V188H147V189H150L151 192L153 191V193L155 192L156 194H154L155 196H157V194H164V193H170L171 195L174 194V196H179V195H183L181 196V199L182 201L184 200L185 202L182 203L181 206H178L176 208V211L178 212V214H176V218H177V215H183V218L188 220L189 218L190 219H193L195 216H196V220L200 219L201 220H204V218L206 220L210 219L209 220V223L210 226H214L213 223H215L214 221L219 218V217H225V214L224 213H221L219 210L223 209V211L225 212H228V210H243L245 212V215L247 217V220L249 219H255V221H250L252 224L255 225L253 228L251 226L250 230H252V234L250 232H246L245 229L244 231L249 235L251 234V236L249 235V239L246 240V244L248 246H245L243 247L242 245V250L246 251L248 250V253L247 255H250L249 257L252 258V262L253 264H264V119L262 118H256V119H252L248 122L247 125H240V124H236L234 126V131L239 134L241 137H237L235 134H231V137H226V141L224 142V140L221 138H217L215 136H212L210 134V130L207 129L208 127L204 124L206 123L208 125L207 122H201L199 126L195 125L194 123L188 121L187 119H181L180 118V110L179 111H176V110H170L169 109H163L162 108V105L160 104L161 106V111L159 109L160 112H154V110L156 111V109H153L154 107L151 108V106ZM41 106V105H40ZM39 106V107H40ZM44 106V105H43ZM42 106V107H43ZM62 106V105H61ZM60 106V107H61ZM127 106V105H126ZM135 106V105H134ZM27 107V106H26ZM38 107V106H37ZM36 107V109H37ZM40 107V108H42ZM51 107V106H50ZM64 109L68 107L64 106ZM153 109L152 111L150 110V108ZM158 108L159 107V104L157 106ZM34 108V107H33ZM88 108V107H87ZM166 108V107H165ZM211 108V107H210ZM18 109V108H16ZM28 109V108H27ZM63 109V108H62ZM63 109V110H64ZM74 107L72 108V111H73V116L72 117H76L78 120L80 117L83 116V114L81 113L80 109L81 108H77L76 107V111L73 110ZM133 109V107H132ZM135 109V108H134ZM137 109V108H136ZM163 109V110H162ZM178 109H180L178 107ZM214 109V108H212ZM23 110V109H21ZM62 110V111H63ZM165 110V111H164ZM2 111V110H1ZM4 111V110H3ZM44 111V110H43ZM61 112V108L58 110ZM66 111V109H65ZM71 111V110H70ZM110 111V110H109ZM108 111V112H109ZM135 111V110H134ZM142 111V112H141ZM148 111V114L150 113V115L148 116L147 114H145V112ZM29 112V111H28ZM59 112V113H60ZM69 112V111H68ZM99 112V111H98ZM1 113V112H0ZM52 113H54L52 111ZM57 113V112H55ZM55 113H54V116H55ZM67 113V112H65ZM100 113V112H99ZM135 113V112H134ZM141 113V114H140ZM170 114L172 115L173 117L175 118H171L169 116H166V114ZM69 114V113H68ZM86 114V113H85ZM155 114V115H154ZM58 115V113H57ZM56 115V116H57ZM62 115V113H61ZM106 115V114H105ZM140 115V116H139ZM153 115V116H152ZM192 114H189V115H186L187 118H193L191 116ZM8 116V115H7ZM12 116V115H11ZM21 116V115H20ZM53 116V117H54ZM70 116V115H69ZM68 116V117H69ZM143 116V115H142ZM150 116H152L151 118L153 119V117L155 116L157 119L156 121H152V119L150 120ZM63 117V115H62ZM104 117V116H103ZM121 117V116H120ZM145 117V116H143ZM149 117V118H148ZM154 117V118H155ZM16 118V117H15ZM96 118V117H95ZM124 118V117H123ZM195 118V117H194ZM65 119V118H64ZM73 119V118H72ZM83 119V117H82ZM146 119V117H145ZM163 119V120H162ZM10 120V119H9ZM22 120V119H21ZM49 120V119H48ZM84 120V119H83ZM123 120V119H122ZM131 120V119H130ZM63 121V120H62ZM107 121V120H106ZM127 121H129L127 119ZM185 121L189 124H186ZM48 122V121H47ZM131 122V121H130ZM3 123V122H2ZM60 123V122H59ZM143 123H144V126H143ZM165 123V124H166ZM121 124V123H120ZM128 124V123H127ZM24 125V124H23ZM58 125V124H57ZM130 125V124H129ZM148 124H146V127H147ZM104 126V125H103ZM120 126V125H119ZM131 126V127H132ZM145 127V128H146ZM150 128V126H148ZM151 127V128H153ZM204 127V128H202ZM24 128V127H23ZM133 128V127H132ZM151 128L149 130H151ZM46 129V128H45ZM120 129V128H119ZM139 129V128H138ZM142 129V128H141ZM7 130V129H6ZM121 130V129H120ZM119 130V131H120ZM137 130V129H135ZM34 131V130H33ZM117 131V130H116ZM125 131V130H124ZM143 130H141L142 132ZM144 131H146L144 129ZM143 131V132H144ZM148 131V130H147ZM146 131V133H147ZM121 132V131H120ZM131 132V131H130ZM138 132V131H137ZM151 132V131H149ZM148 132V133H149ZM155 132V131H154ZM33 133V132H32ZM124 133V132H123ZM146 133H143V134H146ZM166 133V134H167ZM15 134V135H14ZM25 134V133H24ZM162 135V133H159ZM165 134V133H163ZM163 135V136H166ZM185 134L187 135L189 138H187L185 140V138H182L181 136ZM29 135V133H28ZM37 135V134H36ZM139 135V133H138ZM158 135V134H157ZM168 135V134H167ZM171 135V134H170ZM143 136V135H142ZM204 136V139H200V137ZM26 137V136H25ZM122 137V136H121ZM127 137V136H126ZM154 137V136H153ZM168 137V136H167ZM165 137V138H167ZM33 138V137H32ZM67 138V137H66ZM142 138V137H141ZM172 138V137H171ZM170 138V139H171ZM61 139V138H60ZM70 139V138H69ZM106 139V138H105ZM148 139V138H147ZM34 140V139H32ZM64 140V139H63ZM138 140V138H137ZM136 140V141H137ZM161 140V139H160ZM168 140V138H167ZM37 142L38 140H34V142ZM152 141V140H150ZM149 141V142H150ZM211 141H223L222 144H216V143H210ZM15 142V143H13ZM141 142V140L139 141ZM138 142V143H139ZM160 142V141H159ZM167 142V141H166ZM172 142V143H173ZM109 143V142H108ZM142 143V142H141ZM76 144V143H75ZM150 144H153V142H150ZM77 145V144H76ZM146 145V144H145ZM157 145V144H156ZM155 145V146H156ZM159 145V143H158ZM172 146V144H170ZM132 146V145H131ZM141 146H143L141 144ZM149 146V145H147ZM152 146V145H151ZM154 146V145H153ZM152 146V147H153ZM164 146V145H163ZM162 146V147H163ZM170 146V147H171ZM79 147V146H77ZM140 147V146H139ZM138 147V148H139ZM144 147V146H143ZM151 147V148H152ZM158 147V146H157ZM156 147V148H157ZM161 146L158 147V149H160ZM50 148V150H46ZM80 149H84L82 147H79ZM142 148V147H141ZM150 148V147H149ZM172 148V147H171ZM154 149V148H153ZM152 149V150H153ZM162 149V148H161ZM166 149V148H165ZM207 151H206V150ZM109 150V149H108ZM138 150V149H137ZM156 150V149H155ZM84 151L88 154H91L93 152H90L87 151L86 149H84ZM121 151V150H120ZM149 152V150H147ZM158 151V150H156ZM155 151V152H156ZM160 151V150H159ZM158 151V152H159ZM119 152V151H118ZM138 152V154H141L140 151H136ZM144 152V151H143ZM163 152V151H162ZM135 153V152H134ZM154 153V152H153ZM70 154V155H71ZM79 157H85L86 155L79 152ZM147 154V153H146ZM155 154V153H154ZM152 154L150 156V153H149V156H147L148 158H150L151 160H154L156 162H161L160 161H157L155 159L152 158V156L154 155ZM182 153H180L181 155ZM48 155H51V156H48ZM99 155V154H98ZM158 155V153H157ZM164 155V154H163ZM65 156H68L70 157L71 159H68V158H65ZM102 156V153L101 155ZM183 158V155H181ZM64 157V158H63ZM103 157V156H102ZM154 157V156H153ZM101 158V157H100ZM155 158V157H154ZM87 159V158H86ZM103 159V158H102ZM157 159V157H156ZM76 160V159H75ZM88 160V159H87ZM99 159H97L98 161ZM124 160V159H123ZM158 160H159V156H158ZM163 164L166 165L168 161H166V159H163ZM180 160V159H179ZM96 161V162H97ZM100 161V160H99ZM122 161V160H121ZM120 161V162H121ZM141 161H144L141 160ZM140 161V162H141ZM147 162V160H145ZM123 162H126L128 165L129 161H123ZM138 162V161H136ZM136 162H133V163H136ZM73 163V164H72ZM110 164V165H107ZM131 163V162H130ZM132 163V164H133ZM139 163V162H138ZM137 163V165H138ZM145 163V162H144ZM150 163V164H154L151 163V162H147V164ZM33 164V166L31 165ZM97 164V163H96ZM121 164V163H120ZM131 164V165H132ZM76 165V166H75ZM91 165V164H90ZM112 165V166H111ZM125 165V164H124ZM160 165V164H159ZM129 166V165H128ZM139 166V165H138ZM155 166V165H154ZM169 166V164H168ZM50 167V168H49ZM83 167V166H82ZM99 167V166H98ZM97 167V168H98ZM150 168V167H148ZM155 168V167H154ZM166 168V169H165ZM62 169V170H63ZM96 169V168H95ZM130 169V168H129ZM152 169V168H150ZM59 170V169H58ZM61 170V171H62ZM70 170V171H71ZM83 170V169H82ZM86 170V169H85ZM97 170V169H96ZM145 170V169H144ZM148 170V169H147ZM78 171V170H76ZM89 171V170H88ZM95 171V170H94ZM98 171V170H97ZM137 171V170H135ZM149 171V170H148ZM58 172V171H57ZM56 172V173H57ZM62 171V173H64ZM85 172V171H84ZM13 173V175H12ZM60 173V172H58ZM89 173V172H88ZM87 173V174H88ZM91 173V172H90ZM94 173V172H93ZM81 174V173H80ZM85 174V175H87ZM97 174V173H95ZM146 174V175H145ZM137 175V176H136ZM83 176V174H82ZM81 176V177H82ZM95 176H98V175H95ZM99 177H102V175H99ZM97 178V177H96ZM98 178L95 179L98 181ZM102 178V179H103ZM101 180V179H100ZM129 183H128V182ZM55 183V185H53L52 183ZM96 182V181H95ZM133 182V181H132ZM103 183V182H102ZM99 183H97L98 185ZM135 184V183H134ZM71 185L70 188H72V185L73 187L75 186V188H72L71 190L68 191V187ZM96 185V186H97ZM108 186V184H106ZM141 185V184H140ZM85 186V187H84ZM87 186V187H86ZM100 186V185H98ZM103 186V184H102ZM101 186V187H102ZM105 186V185H104ZM133 186V185H132ZM136 186V185H135ZM110 187V186H109ZM122 187V188H121ZM134 187V186H133ZM97 188V187H96ZM95 188V189H96ZM106 188V187H105ZM116 188H119V189H116ZM132 188V187H131ZM64 190V193H65V190L67 192H69V195H72L70 196L73 197V194L75 192V195H76V199H69V200H64V197L62 198L61 196H58V194L60 193L59 190ZM78 189V190H76ZM109 189V188H108ZM113 189V188H112ZM50 190V191H49ZM58 190V191H57ZM99 190V189H98ZM110 190V189H109ZM77 191V192H76ZM108 191V190H107ZM106 191V192H107ZM148 191V190H147ZM110 192V191H108ZM134 193V192H133ZM150 193V192H149ZM152 193V194H153ZM66 195L68 193H65ZM106 194V195H105ZM109 194V195H108ZM150 195V194H148ZM165 195V194H164ZM170 195V196H171ZM105 196V197H104ZM151 196V195H150ZM149 196V197H150ZM153 196V195H152ZM69 197V196H68ZM104 197V198H102ZM160 197V196H159ZM162 197V196H161ZM167 197H169L167 195ZM180 197V196H179ZM61 198V199H60ZM65 198H67L65 196ZM75 198V197H74ZM152 198V197H151ZM150 199V198H149ZM155 199V198H154ZM136 200V199H135ZM147 200V199H146ZM158 200V199H157ZM156 200V201H157ZM181 200H177V201H181ZM79 201V202H78ZM87 201V200H86ZM119 202L118 205H115L116 202ZM149 201H154L153 198L150 199ZM149 201L147 202L149 204ZM140 202V201H139ZM142 202V201H141ZM155 202V201H154ZM153 202V203H154ZM162 202V201H161ZM72 206H71V204ZM102 203V205H101ZM138 203V202H137ZM151 203V202H150ZM157 203V202H156ZM133 204L135 205V203L133 202ZM178 204V203H177ZM139 205V203H138ZM156 205V204H154ZM153 205V206H154ZM161 205V204H159ZM84 206V203L83 205ZM101 207L103 206L102 210L101 208H98V207ZM132 206V205H131ZM137 206V204L135 205ZM151 205V207H153ZM166 206V205H165ZM79 209L81 208V206H77ZM139 207V206H138ZM155 207V206H154ZM161 207V206H160ZM33 208V210H34ZM76 208V207H75ZM132 208V207H131ZM130 208V209H131ZM149 208V207H147ZM156 208V207H155ZM157 208L158 205H157ZM169 208V207H168ZM205 208H209V209H205ZM238 208V209H237ZM77 209V208H76ZM137 209V208H136ZM162 209V208H161ZM160 209V211H161ZM36 210V209H35ZM39 210V209H38ZM37 210V211H38ZM41 210V209H40ZM78 210V209H77ZM126 210V209H125ZM138 210V209H137ZM148 210V209H147ZM158 210V209H157ZM156 210V211H157ZM186 210V211H185ZM204 211L203 214H199V211ZM216 210V211H214ZM218 210V212L220 213H216ZM30 210H28L29 212ZM128 211V210H127ZM136 211V210H135ZM172 211V210H171ZM207 211H210L209 213L206 212ZM222 211V212H223ZM14 212V213H15ZM27 212V214H28ZM31 212H32V209H31ZM36 212V211H34ZM33 213H29V214H34ZM78 211H76L75 213H77ZM120 212V210H119ZM123 212H125L123 210ZM148 212V211H147ZM158 212V211H157ZM162 212V211H161ZM180 212H183V213H180ZM240 212V211H239ZM10 213V212H8ZM13 213V214H14ZM40 213V212H39ZM43 213V212H42ZM91 213V212H90ZM92 213V214H93ZM107 213V212H105ZM122 213V211H121ZM120 213V217H122ZM138 213V212H137ZM160 213V212H159ZM201 213V212H200ZM2 214V212H1ZM0 214V215H1ZM23 214V213H22ZM37 214V213H36ZM41 214V213H40ZM124 214V213H123ZM126 214V213H125ZM153 214V213H152ZM164 214V213H163ZM5 215V214H4ZM15 215V214H14ZM38 215V214H37ZM71 215V214H70ZM75 215V214H74ZM98 215V214H97ZM144 215V214H142ZM158 215H161V214H158ZM180 215V216H181ZM189 215H192V216H189ZM2 216V215H1ZM8 216V215H7ZM20 216V215H19ZM25 216V214L23 215ZM30 216V215H29ZM36 216V215H35ZM33 216V217H35ZM45 214H44V217H46ZM108 216V215H107ZM152 216V215H151ZM172 216V215H171ZM240 216V214H238V217ZM3 217V216H2ZM10 217V216H9ZM16 217V215L14 216V218ZM18 217V216H17ZM16 217V218H17ZM22 217V216H21ZM35 217L38 221L39 220H42L44 217ZM49 217V216H48ZM60 217V218H61ZM68 217V216H67ZM77 217V216H76ZM82 217V216H81ZM173 217H174V214H173ZM237 217V218H238ZM39 218V219H38ZM54 219V220H57V219ZM70 218V217H69ZM68 218V219H69ZM2 219L1 221H3V219L5 218H1ZM10 220V218H8ZM26 219V218H24ZM172 219V218H171ZM7 220V219H6ZM8 220V221H9ZM36 220V221H37ZM48 220V219H47ZM50 220V219H49ZM52 220V219H51ZM59 220V219H58ZM63 220V219H62ZM100 220V219H99ZM175 220V219H174ZM240 220V219H239ZM244 220V219H243ZM246 220V221H247ZM0 221V222H1ZM7 221V222H8ZM18 221V220H17ZM25 221V220H24ZM27 221V220H26ZM29 221V220H28ZM31 221V220H30ZM37 221V222H38ZM46 221V219H45ZM148 222H144L143 224L146 225L148 223H152L150 222V218L149 220H147ZM194 222V220H192ZM210 221H212L213 223H211ZM218 221V220H217ZM245 221V220H244ZM243 221V223H244ZM6 222V223H7ZM13 222V221H12ZM35 222V221H34ZM61 222V221H60ZM137 222V221H136ZM141 222V221H140ZM158 222V221H157ZM168 222V221H167ZM177 222V221H176ZM187 222V221H186ZM188 222H190L188 220ZM197 223V221H195ZM4 222V226L6 224ZM9 223V222H8ZM38 223H41V222H38ZM43 223V222H42ZM142 223V222H141ZM146 223V224H145ZM169 223V222H168ZM246 223H249V221H247ZM245 223V224H246ZM3 225V222L1 223ZM12 224V223H10ZM33 224V223H32ZM31 224V226H32ZM45 224V223H44ZM134 224V223H133ZM139 224V223H138ZM186 224V223H185ZM191 224V222H190ZM194 224V223H193ZM192 224V225H193ZM217 224V223H215ZM17 225V224H16ZM38 225V224H37ZM43 225V224H42ZM47 225V224H46ZM45 225V227H46ZM140 225V224H139ZM150 225V224H149ZM148 225V228H147V232L149 231V227L151 228H154L156 227V225L154 227H151ZM244 225V224H243ZM248 225V224H247ZM9 225L7 224V227ZM19 226V225H18ZM54 226V225H53ZM158 226V225H157ZM182 226V225H181ZM185 226H188V223L187 225ZM198 226V224H197ZM205 226V225H204ZM217 226V225H216ZM240 226V225H239ZM48 227V226H47ZM59 227V226H58ZM57 227V230L60 229V227L58 228ZM71 227V226H70ZM82 227V226H81ZM162 227V226H161ZM174 227V226H173ZM189 227V226H188ZM192 227V226H190ZM196 227V226H195ZM215 227V226H214ZM245 227V226H244ZM2 228H6L5 227H1L0 229ZM10 228V227H9ZM13 228V226H12ZM19 228V227H18ZM33 228V226H32ZM40 228V227H38ZM51 228V227H50ZM95 228V227H94ZM93 228V229H94ZM119 228V227H117ZM133 228V226H132ZM146 228V227H145ZM144 228V229H145ZM211 228V227H210ZM35 229V228H33ZM43 229V228H42ZM56 229V227H55ZM143 229V230H144ZM186 229V228H185ZM208 229V228H207ZM247 229V228H246ZM9 230V229H8ZM73 230V229H72ZM90 230V229H89ZM98 230V229H97ZM156 229H153V233L155 232ZM193 230V229H192ZM7 231V230H6ZM60 231V230H59ZM82 231V230H81ZM122 231V230H121ZM128 231V230H127ZM207 231V230H206ZM239 231V230H237ZM241 231V230H240ZM243 231V230H242ZM8 232V231H7ZM23 232H24V229H23ZM61 232V231H60ZM145 232V231H144ZM26 233V230L23 234ZM96 233V232H95ZM109 233V232H108ZM128 233V232H127ZM135 233V232H134ZM239 233V232H238ZM245 233V234H246ZM7 234V233H6ZM22 234V235H23ZM28 234V233H27ZM45 234V233H44ZM97 234V233H96ZM181 234V233H180ZM187 234V232H186ZM244 234V232H243ZM66 235V234H65ZM151 235V233H150ZM203 235V234H202ZM242 235V233L240 234ZM247 235V236H248ZM4 236H5V233H4ZM27 235H25L26 237ZM39 236H43L42 233H37L35 234V236H33V238H37L38 240L41 238H39ZM82 236V235H81ZM96 236V235H95ZM135 236V235H134ZM144 236V235H143ZM195 236V235H194ZM3 237V236H2ZM28 237V236H27ZM46 237V236H45ZM44 237V238H45ZM64 237V236H63ZM77 237V236H76ZM139 237V236H138ZM239 237V235H238ZM246 237V235H245ZM4 238V237H3ZM32 238V239H33ZM52 238V237H51ZM82 238V237H81ZM92 238V237H91ZM255 238V240H253ZM6 238H4L5 240ZM27 239V238H26ZM35 239L33 240V242L35 241ZM58 239V238H57ZM61 239V238H60ZM63 239V238H62ZM1 240V239H0ZM42 240V239H41ZM40 240V241H41ZM45 240V239H44ZM53 240V239H52ZM51 240V241H52ZM241 240V239H240ZM245 240V239H244ZM23 241V240H22ZM39 241V242H40ZM180 241V240H179ZM178 241V242H179ZM200 241V240H199ZM11 242V241H10ZM15 242V240H14ZM27 242V241H26ZM29 242V241H28ZM38 242V241H37ZM89 242V241H88ZM141 242V241H140ZM198 242V241H197ZM237 242V241H236ZM240 242V241H239ZM16 243V242H15ZM32 243V241H31ZM30 243V244H31ZM35 243V242H34ZM56 243V242H55ZM206 243V242H205ZM227 243V242H226ZM241 243V242H240ZM7 242H6V246H7ZM29 243H27L28 245ZM45 244V243H44ZM46 244H49V243H46ZM105 244V243H104ZM19 245V244H18ZM34 245V244H33ZM37 245V244H36ZM54 245V243H53ZM52 245V246H53ZM56 245V244H55ZM74 245V244H73ZM151 245V244H150ZM204 245V244H203ZM229 245V244H228ZM24 246V244L22 245ZM29 246V245H28ZM46 246V245H45ZM49 247V245H47ZM46 246V247H47ZM58 246V245H57ZM57 246H55L57 248ZM152 246V245H151ZM180 246V245H179ZM232 246V245H231ZM15 247V245H14ZM40 247H42V245L40 244ZM44 247V246H43ZM59 247V246H58ZM91 247V246H89ZM167 247V246H166ZM194 247V246H193ZM230 247V245H229ZM16 248V247H15ZM19 248V247H18ZM24 247H20L19 249H23ZM26 248V247H25ZM53 248V247H52ZM51 248V249H52ZM88 248V247H87ZM92 248V247H91ZM187 248V246H186ZM185 248V249H186ZM190 248V247H189ZM192 248V247H191ZM220 248V247H219ZM27 249V248H26ZM34 249V248H33ZM41 249V248H40ZM49 249V248H48ZM171 249V248H170ZM234 248L231 249V251L233 250ZM236 249V248H235ZM239 249V248H238ZM47 250V248H46ZM86 250V249H85ZM153 250V249H152ZM183 250V249H182ZM202 250V249H201ZM17 251V250H16ZM21 251V250H20ZM54 251V250H53ZM62 251H64L62 249ZM171 251V250H170ZM196 251V250H194ZM206 251V250H205ZM204 251V252H205ZM214 251V250H213ZM221 251V250H220ZM225 251V250H224ZM239 251V250H238ZM241 251V250H240ZM39 252V251H38ZM58 252V251H57ZM56 252V253H57ZM61 252V251H60ZM163 253H165V251H162ZM174 252V250H173ZM187 252V250H186ZM192 252V251H191ZM198 252V251H197ZM216 252V250H215ZM214 252V253H215ZM218 252V251H217ZM230 252V251H229ZM233 252V251H232ZM236 252V251H235ZM50 251L48 252V255H49ZM115 253V252H114ZM171 253V252H169ZM175 253H180L179 251H176L175 250ZM185 253V251H184ZM193 253V252H192ZM210 253V252H209ZM220 253V252H219ZM19 257V250H18V253H16ZM35 254V253H34ZM60 254V253H59ZM70 254V253H69ZM166 254H168V252H166ZM211 254V253H210ZM231 254V253H230ZM229 254V255H230ZM16 255V256H17ZM36 255V254H35ZM44 255H45V252H44ZM47 255V254H46ZM47 255V256H48ZM62 255V253H61ZM89 255V254H88ZM114 255V254H113ZM110 254L111 257L114 258L113 256ZM158 255V254H157ZM169 255V254H168ZM174 257H178L179 254H172ZM213 253L209 256H202L203 257V262L204 263H209V261L211 262H214L215 258L212 257ZM216 255V254H215ZM227 254L224 252V257L226 256ZM24 256V255H23ZM22 256V257H23ZM37 256V255H36ZM59 256V255H58ZM57 256V257H58ZM137 256V255H135ZM165 256V254H164ZM243 256V255H242ZM12 257V256H11ZM10 257V258H11ZM15 257V256H14ZM50 257V256H49ZM56 257V258H57ZM61 257V256H60ZM119 258V256H117ZM166 257H168L166 255ZM172 257V256H171ZM193 257V256H192ZM231 257V256H230ZM229 257V258H230ZM52 258V257H51ZM55 258V259H56ZM187 258V257H186ZM14 259V258H13ZM47 259V258H46ZM54 259V260H55ZM60 259V258H59ZM62 259V258H61ZM175 259V258H174ZM188 259V258H187ZM194 259V258H192ZM213 259V261H212ZM217 259V258H216ZM244 259V258H243ZM246 260H248L247 258H245ZM53 260V261H54ZM162 260V259H161ZM165 260V259H164ZM225 260V259H223ZM242 260V259H241ZM61 261V260H60ZM220 261V259H219ZM245 261V260H244ZM42 262V260H41ZM164 262V261H163ZM166 262V261H165ZM240 262V259L239 261ZM237 262V263H238ZM4 264V263H2ZM6 264V263H5ZM7 264H18V262H15V261H12V262H9ZM21 264H29L27 261H24L22 262Z\"/></svg>",
    "mask_w": 264,
    "mask_h": 264
}]
</instances>
